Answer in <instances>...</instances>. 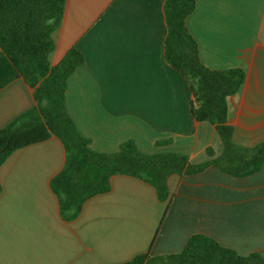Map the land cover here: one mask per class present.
Listing matches in <instances>:
<instances>
[{"label":"crops","instance_id":"crops-1","mask_svg":"<svg viewBox=\"0 0 264 264\" xmlns=\"http://www.w3.org/2000/svg\"><path fill=\"white\" fill-rule=\"evenodd\" d=\"M165 0H65L53 32L51 67L74 48L84 57L67 79L65 107L88 148L112 154L132 141L145 155L177 154L192 164L221 155L206 122L190 112L184 77L164 59ZM187 28L210 70L241 68L227 98L235 144L264 142V0H196ZM35 105L33 89L15 78L0 89V129ZM65 150L54 136L13 152L0 167V264H121L139 254L171 255L204 235L240 255L264 257V165L246 177L209 166L171 175L168 197L126 175L87 200L79 216L60 214L51 180Z\"/></svg>","mask_w":264,"mask_h":264},{"label":"trees","instance_id":"trees-1","mask_svg":"<svg viewBox=\"0 0 264 264\" xmlns=\"http://www.w3.org/2000/svg\"><path fill=\"white\" fill-rule=\"evenodd\" d=\"M65 0H0V89L20 78L33 89L35 105L0 129V167L10 155L24 147L41 143L51 136L64 147L65 163L52 178L51 189L66 221L76 219L90 198L110 190L115 175L137 178L152 186L159 201L168 197V178L188 176L216 166L221 172L246 177L264 165V142L252 148L232 140L233 127L227 121V98L245 82L241 68L210 70L202 63L199 45L187 28L196 9V0H165L163 12L167 33L164 59L187 81L190 112L197 122L214 127L223 150L212 159L192 164L177 154L145 155L132 141L112 154H99L88 148V140L77 132L67 114V79L83 65V55L72 48L51 67L53 32L61 25ZM2 188L0 184V194ZM121 264H264L260 253L240 255L204 235H193L182 251L171 255H136Z\"/></svg>","mask_w":264,"mask_h":264},{"label":"water","instance_id":"water-1","mask_svg":"<svg viewBox=\"0 0 264 264\" xmlns=\"http://www.w3.org/2000/svg\"><path fill=\"white\" fill-rule=\"evenodd\" d=\"M15 77H16V78H18V77H19V75L17 74Z\"/></svg>","mask_w":264,"mask_h":264}]
</instances>
